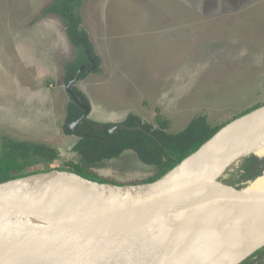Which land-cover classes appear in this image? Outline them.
<instances>
[{
    "label": "rangeland",
    "instance_id": "obj_1",
    "mask_svg": "<svg viewBox=\"0 0 264 264\" xmlns=\"http://www.w3.org/2000/svg\"><path fill=\"white\" fill-rule=\"evenodd\" d=\"M51 2L0 0V153L5 139L58 151L49 166L20 161L31 174L83 166L72 149L76 137L62 131L69 102L63 67L75 51L60 18L41 15ZM82 2L81 28L100 61L98 72L75 84L90 119L119 124L133 114L155 126L161 115L176 133L197 116L219 126L264 105V0ZM248 157L219 182L248 188L253 180L241 170ZM263 159L247 165L257 170ZM84 170L116 185H138L157 173L133 151ZM256 252L246 264H264V247Z\"/></svg>",
    "mask_w": 264,
    "mask_h": 264
},
{
    "label": "water",
    "instance_id": "obj_2",
    "mask_svg": "<svg viewBox=\"0 0 264 264\" xmlns=\"http://www.w3.org/2000/svg\"><path fill=\"white\" fill-rule=\"evenodd\" d=\"M77 81L78 77H75L66 85L68 94ZM80 107L83 115L70 124L73 131L90 113L87 105ZM263 118L264 105L234 119L172 170L149 183H99L61 170L0 183V196L25 184L38 182L51 187H70L103 202L116 204L107 215L88 226L22 230L11 234L0 232V264H179L189 248L205 235L221 230L240 217L260 212L263 228L260 233L250 236V233H255L251 226L254 220H249L248 225L246 220L240 221V230L246 239L240 246V253L244 257L239 262L243 261L264 247V193L248 188L238 189L235 185H226L219 180L229 167L246 158L230 161L231 155L247 142L249 124ZM119 128L141 130V127L116 124L109 129V133L118 134ZM238 130L241 134L238 132L234 145L217 162L210 153L211 148L221 137ZM195 157L194 163H191L192 171L208 163L207 171L187 176L173 174ZM173 202L172 206L191 204L197 207L190 209L162 233L145 234V227L155 215ZM0 206L13 210L15 207L12 199L1 202ZM214 259L209 260L213 262Z\"/></svg>",
    "mask_w": 264,
    "mask_h": 264
},
{
    "label": "trees",
    "instance_id": "obj_3",
    "mask_svg": "<svg viewBox=\"0 0 264 264\" xmlns=\"http://www.w3.org/2000/svg\"><path fill=\"white\" fill-rule=\"evenodd\" d=\"M82 3V0H52L41 11L43 16L52 14L60 18L75 51L74 59L63 67L65 84H68L75 77H78V80L85 79L87 73L98 72L99 70V58L94 52L87 32L81 28L80 8ZM93 67H95L94 70ZM75 84L70 88V94H68L69 102L65 109L62 131L65 135H74L78 138L72 149L78 156L80 165L83 166H76L75 169L69 168V172L99 183L105 182L97 181L92 176H88L84 166H92L104 160L120 158L125 151H133L141 163L156 168V175L151 180L140 184L149 183L172 170L226 125L212 126L205 116H197L183 130L169 133L167 130L170 122L161 115L155 117L154 126L143 122L133 114H129L121 124L127 127H141V130L129 131L119 128L118 134H111L109 129L114 124L100 123L85 117L76 126V131H73L70 124L83 115L80 105L89 106L87 97ZM256 108L258 107L247 110L235 119ZM57 158L58 151L48 145L5 139L2 142L0 153V183L32 175L31 172L24 173L21 171L23 167L19 165L20 161L36 159L49 166ZM257 158L251 155L242 163L243 176L249 181L254 180L262 171L261 168L256 170L247 165L249 160L256 161ZM262 163L264 164V159ZM254 254L249 257V261L255 256ZM247 261L248 259L244 260L242 264H246Z\"/></svg>",
    "mask_w": 264,
    "mask_h": 264
},
{
    "label": "bare ground",
    "instance_id": "obj_4",
    "mask_svg": "<svg viewBox=\"0 0 264 264\" xmlns=\"http://www.w3.org/2000/svg\"><path fill=\"white\" fill-rule=\"evenodd\" d=\"M249 129L247 142L231 155L230 161L251 154L264 158V118L251 122ZM238 132L241 134L238 130L221 137L211 148L210 153L217 162L223 153L234 145L239 136ZM195 159L196 157L177 168L173 174L187 176L192 173L202 174L208 170L209 164L202 162L204 164L202 167L192 171L191 163H194ZM248 190L264 193V174L251 181ZM4 195L0 196V203L12 199L15 206L14 210L0 206V232L6 234L22 230L88 226L99 221L116 206L113 202H103L70 187L61 185L51 187L38 182L25 184ZM174 203H170L167 208L161 209L155 215L145 227V234L162 233L190 209L197 207L191 204L172 206ZM259 216L261 218L262 214L255 211L234 220L221 230L205 235L189 248L179 264H235L244 257L240 253V246L246 241L240 230V221L246 220L248 225L249 220H254L251 226L255 233H250V236H253L263 230Z\"/></svg>",
    "mask_w": 264,
    "mask_h": 264
},
{
    "label": "flooded vegetation",
    "instance_id": "obj_5",
    "mask_svg": "<svg viewBox=\"0 0 264 264\" xmlns=\"http://www.w3.org/2000/svg\"><path fill=\"white\" fill-rule=\"evenodd\" d=\"M126 117H127V116H126ZM126 117H125V119H126ZM125 119H124V120H125ZM124 120H123V121H124ZM123 121H122V122H123ZM122 122H120L118 125H122V124H121ZM114 125H116V124H114ZM114 125H113V126H114ZM259 167H260V168H264V164L261 162V164L259 165Z\"/></svg>",
    "mask_w": 264,
    "mask_h": 264
},
{
    "label": "crops",
    "instance_id": "obj_6",
    "mask_svg": "<svg viewBox=\"0 0 264 264\" xmlns=\"http://www.w3.org/2000/svg\"><path fill=\"white\" fill-rule=\"evenodd\" d=\"M124 119H125V118H124ZM124 119H123V120H124ZM123 120H122V121H123ZM106 123H110V122H106ZM75 137H76V136H75ZM76 139L78 140L77 137H76ZM77 140H76V142H77ZM76 142L73 144V146L76 144ZM72 148H73V147H72ZM53 149H54V148H53Z\"/></svg>",
    "mask_w": 264,
    "mask_h": 264
}]
</instances>
